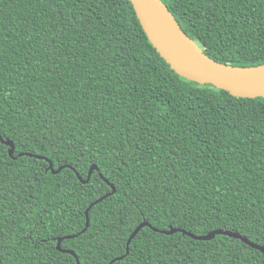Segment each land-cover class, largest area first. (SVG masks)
I'll return each instance as SVG.
<instances>
[{
    "label": "trees",
    "instance_id": "16d2710c",
    "mask_svg": "<svg viewBox=\"0 0 264 264\" xmlns=\"http://www.w3.org/2000/svg\"><path fill=\"white\" fill-rule=\"evenodd\" d=\"M212 59L264 64V0H162ZM0 264H264V97L177 74L129 0H0Z\"/></svg>",
    "mask_w": 264,
    "mask_h": 264
},
{
    "label": "water",
    "instance_id": "95a60500",
    "mask_svg": "<svg viewBox=\"0 0 264 264\" xmlns=\"http://www.w3.org/2000/svg\"><path fill=\"white\" fill-rule=\"evenodd\" d=\"M133 6L139 23L147 35L149 41L159 53V55L170 65V67L180 76L199 83L211 84L216 88L228 91L236 97H264V64L257 66H234L231 64L218 62L209 57L197 45V43L181 28L180 24L162 0H129ZM0 142L8 147V155L16 159L21 156H30L37 159H44L49 164V169L53 174L58 173L62 168H71L82 183L89 181L92 171L97 170L95 164L91 165L88 174L83 179L77 171L68 165H61L54 169L53 164L45 157L30 152H19L14 154V144L9 139H3L0 135ZM99 176L110 186L111 191L89 204L85 210L86 222L84 228L78 233L85 232L88 224L89 210L98 202L115 192V187L101 173ZM147 226L154 231L163 234H173L181 232L196 240H210L216 234H222L242 241L244 244L259 250L264 254V245L249 240L234 229L217 228L205 234H194L182 228L169 227L168 229L154 228L147 221L138 224L130 234L125 255L128 254L129 244L139 230ZM78 234L65 235L57 238L56 248L60 252L72 254L77 263L76 254L69 249H63L60 243L63 239L72 238ZM124 255L112 259L108 264L123 259Z\"/></svg>",
    "mask_w": 264,
    "mask_h": 264
}]
</instances>
